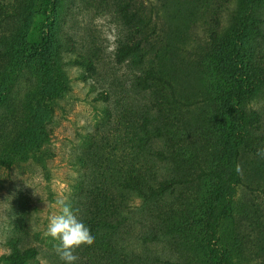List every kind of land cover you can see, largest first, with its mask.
<instances>
[{
    "label": "rangeland",
    "instance_id": "1",
    "mask_svg": "<svg viewBox=\"0 0 264 264\" xmlns=\"http://www.w3.org/2000/svg\"><path fill=\"white\" fill-rule=\"evenodd\" d=\"M123 1L62 0L55 17L59 51L55 62L68 83L63 96L51 101L53 112L51 119H46L49 139L35 152H20L12 165L1 169L0 256L12 251L10 239L19 238L20 247L38 250L26 264H62L54 250L58 242L45 235L49 217L59 212L55 201L66 199L82 220L87 193L92 187L107 190L118 172L126 175L141 169L155 172L160 179L172 173L187 177L195 188L180 206L197 209L196 213H201L203 197L210 195L206 177L200 182L193 179L198 168L192 156L204 160L207 168L211 163L207 144L216 136L200 134L197 129L187 135L186 129L190 123H210L207 117H215L213 102L182 110L170 90L150 86L147 71L175 83L179 96L191 101L207 98L210 87L203 49L209 43L208 24L227 34L242 16L264 21V0H133L128 9L134 13L131 23L119 10ZM50 7L46 0H0V17L5 20L0 26V48L1 37L18 31H24L27 45L34 43L52 19ZM261 28L264 31V22ZM110 44L114 46L112 52L106 51ZM254 49L264 58V40ZM37 77L36 73L23 76L9 103H1L5 107L0 108V154L4 146H10L8 151L12 152L16 145L12 133L17 119L5 108L15 116L28 110L25 92L38 82ZM158 96L165 113H171L175 122L171 123L184 130L183 140L179 141L181 131L169 145L151 134L158 122ZM246 106L261 113L264 129V92ZM18 120L23 123L20 117ZM159 152L170 158H163ZM258 188L234 193L227 187L221 193V202L234 193L233 201L245 203L256 224H250L245 216L231 218L221 213L217 232L209 238L205 233L174 235L158 224L140 223L134 243L137 249L153 251L170 264H214L205 254L206 241L225 251L232 264H264V190ZM132 200L133 208L142 204L137 196ZM233 201L228 202L235 206ZM216 211H222L221 205ZM196 215L189 220L194 221ZM91 234L96 235L94 231ZM191 235L199 241L191 240ZM104 240L103 250L95 253L96 260L86 258L94 257L85 252L86 247L77 249L76 264H101L99 254H103V264H111L109 234ZM97 248L98 244L90 251Z\"/></svg>",
    "mask_w": 264,
    "mask_h": 264
},
{
    "label": "trees",
    "instance_id": "2",
    "mask_svg": "<svg viewBox=\"0 0 264 264\" xmlns=\"http://www.w3.org/2000/svg\"><path fill=\"white\" fill-rule=\"evenodd\" d=\"M46 2L51 3L52 19L49 18L51 19L49 25L43 29L42 35L38 36L34 43L27 45L23 36L24 31H18L11 37L5 35V39L1 37L0 108L5 107L1 103L10 100L12 92L19 87L23 76L36 73L38 82L29 86L25 92L27 107L31 109L21 110L15 116L5 108L6 113L9 112V115L12 114L15 120L17 119L18 125L15 133H12L13 140H16L13 149L15 151L9 152L10 146L7 145L2 148L0 174L1 169L13 164L17 154L35 152L49 139L50 132L46 127V119L48 118L49 121L53 112L51 101L63 96L68 83L64 72L55 62L59 56L58 37L54 30L55 17L61 8L62 0H46ZM133 2V0H124L119 7L129 23L134 17L133 12H128ZM212 20L215 24H219L217 18ZM2 22L5 20L0 17V26ZM263 22L257 17L242 16L237 27L227 34L223 33L222 29L215 31L208 24L206 33L209 43L203 49L206 57V76L210 87L207 98H194L191 101L189 97L179 96L175 83L163 76H156L151 70L147 71L152 80L150 86L154 88L160 85L163 90H170L171 98L182 110L210 102L215 106L213 108L215 117H207L210 123H190L186 129L187 135L191 130L197 129L200 134L209 132L216 136L207 144L206 152L211 158L207 168L203 165L206 164L204 160L191 155L193 160L197 159L195 162L198 168V173L193 179L200 182L206 177L211 191L207 198L202 199L199 209L201 213H196L197 209L190 211L185 205L180 206L195 188L194 185L189 184L187 177L181 178L178 173H172L169 178L160 179L155 172H141V169H132L126 175L118 172L111 178L112 189L96 187L94 190L92 187L85 196L81 221L96 233L94 243L91 246H84L85 252L91 253L94 257L86 258L98 259L95 253L103 250L106 241L104 239L109 234L112 247L109 253L111 264H170V261L163 260L153 251L137 249L138 246L134 242L138 237L136 230L140 223L158 224L172 234L205 233L209 238L217 232L219 218L223 216L219 215L221 213L229 214L231 218L245 216L250 224H256L250 218L245 203L233 201V194L240 189L246 191L260 187L264 190V156L257 154L258 150L264 149L262 115L259 111L248 109L246 106L251 99L264 92V58L254 49L255 45L264 40V31L261 28ZM159 100L158 96V102H155L158 107V122L151 134L163 139L164 143L169 145L178 139L177 131H181L179 141L183 140L184 130L180 125L175 126L171 123H175L171 113H165ZM19 117L23 123L18 120ZM192 119L195 121L196 115ZM11 132L7 135H11ZM180 148L184 147L180 146ZM158 154L163 158H170L165 153ZM237 165H240L239 172L236 170ZM254 183L256 187H253ZM227 187H232L234 193L229 195L227 201L221 202V193ZM130 195H136L141 199L142 204L133 208L130 201L136 196ZM229 200L233 201L235 206L229 203ZM220 205L222 211L215 213ZM195 214L199 219L195 217L191 222L189 217ZM182 220L185 221L183 228L180 226ZM190 239L197 242L200 238L191 235ZM96 241L97 251H90L92 247L96 248ZM9 244L12 246V251L0 256V261L6 264H26L38 254L35 247H20L19 238L10 239ZM204 246L207 250L205 254L214 264H232L231 257L225 251H220L207 241ZM100 255L103 264V254Z\"/></svg>",
    "mask_w": 264,
    "mask_h": 264
},
{
    "label": "clouds",
    "instance_id": "3",
    "mask_svg": "<svg viewBox=\"0 0 264 264\" xmlns=\"http://www.w3.org/2000/svg\"><path fill=\"white\" fill-rule=\"evenodd\" d=\"M108 39L111 41L113 37ZM106 51H114V46L110 44ZM257 154L264 156V149L258 150ZM236 170L240 171V165L236 166ZM55 205L59 212L49 217L45 235L58 242L54 250L62 264H76V250L81 246H91L95 237L89 227L78 219V210L74 211L66 199H57Z\"/></svg>",
    "mask_w": 264,
    "mask_h": 264
}]
</instances>
